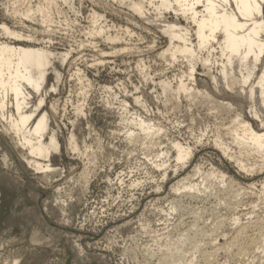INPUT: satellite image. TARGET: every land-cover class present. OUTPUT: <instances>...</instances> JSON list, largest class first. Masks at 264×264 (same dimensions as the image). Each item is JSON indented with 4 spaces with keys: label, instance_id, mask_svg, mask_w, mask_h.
<instances>
[{
    "label": "rangeland",
    "instance_id": "374dc122",
    "mask_svg": "<svg viewBox=\"0 0 264 264\" xmlns=\"http://www.w3.org/2000/svg\"><path fill=\"white\" fill-rule=\"evenodd\" d=\"M53 1L0 0V25L27 36L0 31V41L48 49L61 75L56 84L48 69L46 95L28 89L30 105L45 98L36 116L47 112L60 144L38 159L53 170L22 162L25 150L0 119V264H264V170L245 172L213 144L215 133L229 140L227 115L173 93L188 68L160 56L168 39L157 22L119 0ZM206 72L196 66L199 90L211 88ZM131 118L151 121L158 136L145 137ZM172 141L192 147L185 165ZM183 177L188 187L174 191Z\"/></svg>",
    "mask_w": 264,
    "mask_h": 264
},
{
    "label": "bare ground",
    "instance_id": "6f19581e",
    "mask_svg": "<svg viewBox=\"0 0 264 264\" xmlns=\"http://www.w3.org/2000/svg\"><path fill=\"white\" fill-rule=\"evenodd\" d=\"M119 1L128 5L134 13L145 18L148 22H157L158 29L168 39L167 47L160 52L162 58H168L170 63L171 61L175 62L177 57L185 60L188 68L186 75L188 82H185L183 74L180 75L181 77L178 79L173 93H183L189 99L200 97V100L203 99L204 102L211 103V110L215 109L216 112L228 116V124L225 123L227 125L224 135H227L229 140L225 141V137L223 138L221 134L215 133L212 140L213 144L221 149L226 157L233 159L234 163L245 172L251 173L257 170L263 172L264 0ZM46 2L49 6L54 3L53 0H46ZM150 9L154 13V18L149 16ZM165 11L173 12L176 19L174 21L165 20ZM179 17L183 18L187 24H180ZM0 29L7 38L20 40L26 37L27 39V36L23 35L24 33L21 34L20 31L11 29L4 24L0 25ZM28 38L34 39L30 36ZM110 38L112 42L115 40L112 37ZM117 39L119 38L117 37ZM14 43L0 41V119L4 122L5 132L12 134L11 137L15 141L14 143L25 150L22 155H19L22 162L36 171H51L53 169L49 164H43L38 159L48 161L52 151H59L60 144L56 133L49 129L47 112H42L41 115L36 116V113L44 105L45 98L39 97L38 102L30 105L31 93L28 89L38 95L42 93L46 95L48 91L45 89L44 84L50 67H52L51 72L54 75L56 84L60 82L61 75L53 67L52 60L55 54L44 47ZM60 57L62 62L66 59L63 54ZM198 64L207 70L210 89H213L211 94L208 92L210 89L208 91L199 90V87L196 86L194 75ZM210 67L217 68L216 75L210 73ZM161 85L165 89L171 87L165 81H161ZM203 88H206V83ZM48 89L50 88L48 87ZM50 91H56V86L52 85ZM52 109L54 110L53 106ZM131 122L136 127L138 126L145 137L151 136L152 138L154 134L158 136L159 132L157 133V131L159 129L154 128L153 123H149L151 121L145 122L142 119H132ZM128 135L131 136L132 133L130 132ZM74 138L73 134H70L68 143L73 149L77 150ZM170 144H172V149L176 153L175 161L185 165L193 155L192 147L183 146L178 141H172ZM232 146L235 147V152H233ZM163 153L161 154L163 155ZM249 160L253 163L248 164ZM257 160H260V163H257ZM177 167L175 166V169ZM194 170L195 173L200 171L198 166ZM216 173L218 174L217 171ZM219 175L220 177L226 176L222 173ZM187 179L183 177L178 180L172 186V189L174 191L186 189L188 187L185 183ZM229 183L227 184L229 185ZM228 188L231 189L229 186ZM259 190V193L264 197V178L261 181ZM259 227L260 236L264 241V220L260 222ZM239 230V232H242L243 228ZM262 252L264 253V246ZM202 260L205 264L207 263L206 258Z\"/></svg>",
    "mask_w": 264,
    "mask_h": 264
}]
</instances>
